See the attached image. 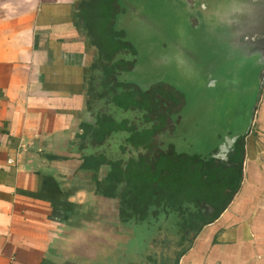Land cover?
<instances>
[{"label": "crops", "instance_id": "0c3cea01", "mask_svg": "<svg viewBox=\"0 0 264 264\" xmlns=\"http://www.w3.org/2000/svg\"><path fill=\"white\" fill-rule=\"evenodd\" d=\"M116 1L0 0V264L120 250L118 204L93 186L104 165H82L80 143ZM244 149L230 188L200 191L212 211L170 264H264V87Z\"/></svg>", "mask_w": 264, "mask_h": 264}, {"label": "flooded vegetation", "instance_id": "af4514ba", "mask_svg": "<svg viewBox=\"0 0 264 264\" xmlns=\"http://www.w3.org/2000/svg\"><path fill=\"white\" fill-rule=\"evenodd\" d=\"M99 1L102 0H87L90 4H98ZM138 1L137 4L141 8L142 1ZM114 5L112 9L116 8L117 12H120L122 8L118 6L117 1ZM192 7V0H172L170 8L171 10H176L178 13H184L187 8ZM116 13H114L112 21L114 29H116L114 27ZM192 24H195L194 19H192ZM153 27L154 21H151L150 29ZM116 30L118 34L115 38L119 40L118 46L109 47L108 51H100V56L106 57V59L101 58L103 60L102 65L107 66L111 70L110 75L112 73L111 76L115 80L117 79L125 84L114 90V95L117 96V93L120 91V99H125L127 96L133 99V102H131L133 105L127 104L126 107L120 108L118 112V119H124L126 121L124 122V131L132 132V130H135L136 134L134 132L133 135L136 137L137 143V148H133L129 143L126 144L128 152L123 157V166L120 170L123 176L125 173L127 174V170L131 165L129 163L127 167V162L129 161L126 158L128 159L132 154L135 156L137 169H142V163L145 157L152 162L158 157L166 159L167 162L171 158H177L181 163L180 166L183 168L191 169L199 173H211L218 181L217 187L225 184L230 188L240 173L245 151L244 138L238 136L232 140L236 133V130H233L228 133L223 141L220 139L218 142L212 141V145L214 146L205 155L178 152L173 138L176 137V126L181 124V112L186 106L183 94L174 87L162 82L152 83L143 89L136 83L122 79V73L129 72L135 68L138 52L133 43L126 38V33L121 29ZM146 42H148V39ZM149 43L151 42L149 41ZM109 70L104 69L103 74H105V71L108 73ZM101 75L102 73H100ZM101 104L100 100L95 102L94 112L101 107ZM220 106V113L216 117L217 121L223 123L222 125L227 123L236 125L237 121L233 117H230L232 116L230 112L234 108L229 105L225 106L221 104ZM119 137L121 136L118 135L117 139L115 137L113 141L120 142ZM124 137L123 143H125V140L128 141V135L122 138ZM113 141L110 142L114 144ZM130 141H132V136ZM129 149H132L131 152H129ZM93 150L90 148L85 150L83 154L88 155L94 153ZM82 161V165L85 164L84 156L82 157ZM146 162L147 160H145ZM111 173L112 168L104 165L101 168V172L97 173L93 186L96 193L102 194L105 197L108 196L113 199L115 205L118 204L117 221L121 228H123V236L120 239V250L114 254H110L109 257H105L107 259L105 262L102 259H98L97 261L91 262V264H107L106 262L108 261L115 263L119 259L121 264H142V262L144 264H158L160 257L157 258L148 251L140 252L137 248L130 246L134 238L130 222L144 221L153 223L157 227L160 225L158 232L163 237H152L148 245V248L154 245L160 251L163 246L162 241H166V245L170 242V240L164 237L165 228L163 229L161 227V223L168 217L170 212L176 213V223L180 230V237L174 241L176 242L175 248L181 250L188 243L189 238L201 226V216L212 211V208H208L209 205L202 201V197L190 198V193H187V190L184 191L182 197L179 196V199H171V191L163 186L152 187L149 193L140 195V201L138 200L137 205H133L131 204L134 198L131 194V183L124 180L123 182L117 183L114 181ZM102 187L103 190H98V188ZM190 233L192 236L189 237ZM170 244H168V247ZM79 261L82 264H86L83 259ZM162 261H164L162 264L172 263L169 259H163Z\"/></svg>", "mask_w": 264, "mask_h": 264}, {"label": "rangeland", "instance_id": "374dc122", "mask_svg": "<svg viewBox=\"0 0 264 264\" xmlns=\"http://www.w3.org/2000/svg\"><path fill=\"white\" fill-rule=\"evenodd\" d=\"M141 1L140 8L137 4L138 0H117L118 6L122 9L115 15L114 27L126 33V38L133 43L138 52L135 68L122 73L121 77L138 84L143 89L152 83L162 82L182 93L186 106L181 112V124L176 126V137L173 138L176 150L205 155L214 146L212 141H223L229 132L241 131L240 127L244 125L246 118L238 127L229 123L222 125L223 123L217 121L216 117L221 108L222 87L213 91H206L204 88L206 82L204 66L194 55L192 61L188 57L193 54L192 50L189 49L190 53H187L184 47V25L182 24L184 21L186 24L187 18L173 17L174 14L180 13L171 10L172 0ZM151 21H154L152 29H150ZM147 39L148 42H146ZM145 160H147L146 163ZM142 164L144 181L152 183V187L165 186L172 194L179 195V191L187 190L190 197L194 198L195 195L205 196L204 193H200L203 189L211 190L217 187L218 181L211 173L185 169L180 166L181 163L177 158H171L167 162L166 159L158 157L152 162L145 157ZM136 166L131 164L129 167L136 169ZM134 182H136L135 179ZM175 214L170 212L161 223V227L165 228L164 237L170 240L171 244L169 242L166 245V241L161 240L163 246L160 251L154 245L148 248L152 237H163L158 232L160 225L157 227L153 223L140 221L130 222L134 235L130 246L137 248L140 252L148 251L151 255L160 257L158 264H162L163 259H169L171 262L179 251L175 248L174 241L180 237ZM190 236H192L191 233ZM168 244H170L169 247L171 246L170 249ZM74 264L82 263L76 259Z\"/></svg>", "mask_w": 264, "mask_h": 264}, {"label": "water", "instance_id": "95a60500", "mask_svg": "<svg viewBox=\"0 0 264 264\" xmlns=\"http://www.w3.org/2000/svg\"><path fill=\"white\" fill-rule=\"evenodd\" d=\"M192 6L172 14L187 18L184 47L193 54H186L203 64L206 91L222 87L221 104L234 108L236 126L246 118L232 140L244 138L264 87V0H192Z\"/></svg>", "mask_w": 264, "mask_h": 264}, {"label": "trees", "instance_id": "16d2710c", "mask_svg": "<svg viewBox=\"0 0 264 264\" xmlns=\"http://www.w3.org/2000/svg\"><path fill=\"white\" fill-rule=\"evenodd\" d=\"M112 37L114 41L116 42V46H118V38H115V36L118 34L117 30L113 28L112 26ZM100 73L102 75L96 77L95 84L98 85L95 87L96 91V97L100 96L99 99H92V103L90 102V105L92 106L91 112L93 113V121L92 119L89 122H83L81 125L82 128V134L80 135V143L87 146V148L83 147V149L88 150L90 148L94 149V153L91 154H84V162L85 164L89 165V168H93L96 170L98 166L106 165L112 168V177H114L115 182H130L131 183V194L134 196L132 199L133 205H137L138 200L140 199V195L149 193L152 189V183L145 182L143 179V171L142 169H130V167L127 170V174L123 176L121 173V169L123 166V157L126 154L128 147H126V144H130L133 146V148H137L136 143V137L133 135L135 130L131 131H124V119L119 120L118 112L120 111V108L126 107L127 104L133 105L131 102H133V99L131 97L127 96L125 99H120L119 92L117 93V96L114 95V90L117 88H120L124 83L121 81L115 80L111 75L109 68L107 66H100ZM109 70L107 73L106 71L103 74V70ZM125 85V84H124ZM98 88V89H97ZM101 101V107L98 108L94 112L95 108V102ZM127 102V103H126ZM136 134V132H135ZM120 135V142L113 141L114 138L118 137ZM128 135V141L125 140V143H123L122 138L123 136ZM132 136V141H130V138ZM110 141H113L114 144H112ZM130 141V142H129ZM116 143V144H115ZM131 152L132 149H129ZM139 156V155H138ZM135 156L132 154L128 159V164H135L131 161L136 159ZM137 163V162H136ZM131 166V165H130ZM142 171V172H141ZM134 173L135 175H131ZM134 179L136 182H134ZM133 180V181H132ZM157 187V186H156ZM165 187V186H163ZM103 190L102 188H98V190ZM185 190L177 191L179 195L172 194L171 199H179V196L182 197V194ZM202 197L201 195H195L196 197ZM191 198V197H190ZM213 198V197H212ZM140 201V200H139ZM202 201H206V198L202 197ZM198 206V205H197ZM205 215H202L201 218H204ZM202 224V223H201ZM200 228V227H199ZM198 228V229H199Z\"/></svg>", "mask_w": 264, "mask_h": 264}, {"label": "built area", "instance_id": "2783aa9c", "mask_svg": "<svg viewBox=\"0 0 264 264\" xmlns=\"http://www.w3.org/2000/svg\"><path fill=\"white\" fill-rule=\"evenodd\" d=\"M11 161V160H10Z\"/></svg>", "mask_w": 264, "mask_h": 264}]
</instances>
